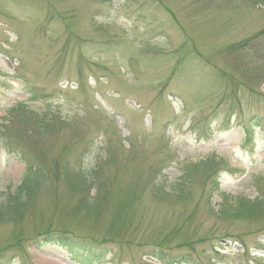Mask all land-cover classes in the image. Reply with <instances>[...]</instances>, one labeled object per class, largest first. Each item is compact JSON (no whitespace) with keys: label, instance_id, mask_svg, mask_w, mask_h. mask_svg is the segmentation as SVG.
<instances>
[{"label":"rangeland","instance_id":"obj_1","mask_svg":"<svg viewBox=\"0 0 264 264\" xmlns=\"http://www.w3.org/2000/svg\"><path fill=\"white\" fill-rule=\"evenodd\" d=\"M0 205V264H264V0H0Z\"/></svg>","mask_w":264,"mask_h":264},{"label":"trees","instance_id":"obj_2","mask_svg":"<svg viewBox=\"0 0 264 264\" xmlns=\"http://www.w3.org/2000/svg\"><path fill=\"white\" fill-rule=\"evenodd\" d=\"M32 173V172H31ZM29 174L30 173H26V175L24 176V180H23V185H22V187H21V189H23V190H26L27 191V188L28 187H30L33 183H32V180L29 178ZM33 174V173H32ZM5 206L6 205H0V212H2V210L5 208ZM242 210V212H244V210L245 209H241ZM9 213H7V211H4L3 212V215L2 216H0V220H1V222H4V217L5 216H10V215H8ZM46 236H48V235H46ZM50 236V235H49ZM61 239V238H60ZM70 242H72L73 243V241H70ZM61 246H65V248H68V246H69V244L70 243H68V242H63V243H59ZM70 246H72V245H70ZM90 247V246H89ZM91 248V247H90ZM7 264H9V263H7Z\"/></svg>","mask_w":264,"mask_h":264}]
</instances>
